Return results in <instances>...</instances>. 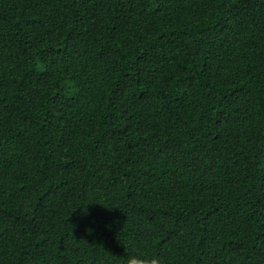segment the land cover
I'll return each mask as SVG.
<instances>
[{"label":"trees","instance_id":"16d2710c","mask_svg":"<svg viewBox=\"0 0 264 264\" xmlns=\"http://www.w3.org/2000/svg\"><path fill=\"white\" fill-rule=\"evenodd\" d=\"M264 264V0H0V264Z\"/></svg>","mask_w":264,"mask_h":264},{"label":"clouds","instance_id":"9594fccd","mask_svg":"<svg viewBox=\"0 0 264 264\" xmlns=\"http://www.w3.org/2000/svg\"><path fill=\"white\" fill-rule=\"evenodd\" d=\"M122 264H163V260L161 257L156 255L147 258L142 254H129L124 258Z\"/></svg>","mask_w":264,"mask_h":264}]
</instances>
